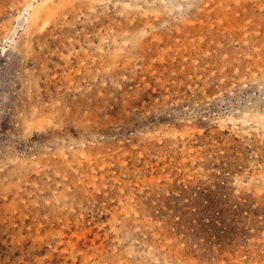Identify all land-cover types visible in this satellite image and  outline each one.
I'll list each match as a JSON object with an SVG mask.
<instances>
[{
	"label": "rangeland",
	"instance_id": "374dc122",
	"mask_svg": "<svg viewBox=\"0 0 264 264\" xmlns=\"http://www.w3.org/2000/svg\"><path fill=\"white\" fill-rule=\"evenodd\" d=\"M262 2L48 0L36 26L0 35V163L63 145L96 161L95 191L68 172L65 208L95 243L76 264L263 261ZM139 30L142 46L99 56L97 34Z\"/></svg>",
	"mask_w": 264,
	"mask_h": 264
},
{
	"label": "bare ground",
	"instance_id": "6f19581e",
	"mask_svg": "<svg viewBox=\"0 0 264 264\" xmlns=\"http://www.w3.org/2000/svg\"><path fill=\"white\" fill-rule=\"evenodd\" d=\"M35 1L36 0H0V35H4L6 32V36L11 35L10 37L11 39H13L21 27L25 26L26 29L29 30L33 25L36 26L38 19H42L41 11L43 5L48 0H44L43 3L39 2L38 4H35L34 3ZM124 7L131 8V4L125 3ZM260 7L261 8L264 7V2L261 3ZM26 12H27V16L25 15ZM6 19L9 20L8 26L3 25V21ZM43 21H44V26H47L49 23L53 21L55 22L56 18L49 15L44 17ZM15 23L17 25L14 28V31H12L13 33L11 34V30L14 27ZM68 25L70 26V24ZM40 28L41 30L45 29V27H40ZM84 35L85 36L83 38L87 41V43L91 44L87 32H84ZM144 35L145 33L143 32V30L142 31L139 30V33H136L132 35V37H130V42L127 45L126 40L122 44L118 43L115 34H109V33L97 34L96 37L99 39V44L97 45L96 49L99 52L100 57L108 56V55L110 56L112 55L113 58L118 57L122 54L123 51L127 49L131 51V49L136 48L137 46L138 47L142 46L143 45L142 38L144 37ZM70 45L72 46L73 43H70ZM112 47L115 48L112 49ZM148 58L150 59V57ZM68 119L73 120L76 118L73 113H69ZM255 119L260 123L264 122V115H255ZM87 120H81L80 124H85ZM58 156L59 159L48 158L45 156H38L35 159L27 158L25 160H22L18 157H13V158H9L8 161H4L0 163V170L7 169L9 171L8 176H3L0 171V264H76L77 259L79 257H83L85 260H87V262L90 263L91 261L90 251L91 249L95 248V243L94 241L92 242V248H88V246L82 244V239L85 238L84 237L85 234L80 230L79 227L76 226L70 209L65 208L66 201H64L65 200L64 198H65V190L67 186L70 184L68 178V172L70 170L75 172L74 174L76 176V182H75L76 187H80L83 191H87L88 186L89 187L91 186L93 191H95L96 161L91 155L85 154L83 149L82 150L80 149L76 150L75 148L70 149V148H66L64 145L61 146V149L58 151ZM8 165L13 167V169L9 168ZM86 167L87 169H89V171H85ZM50 181H55L57 186L60 185L59 187L62 188L63 191L59 192L58 190H56V188L52 189V187L48 186ZM260 264H264V259Z\"/></svg>",
	"mask_w": 264,
	"mask_h": 264
}]
</instances>
